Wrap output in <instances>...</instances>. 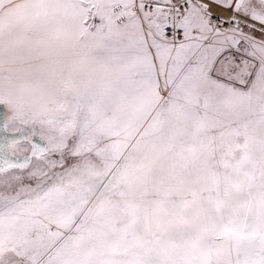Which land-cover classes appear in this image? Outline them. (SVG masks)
I'll return each instance as SVG.
<instances>
[{"label":"snow or ice","instance_id":"snow-or-ice-1","mask_svg":"<svg viewBox=\"0 0 264 264\" xmlns=\"http://www.w3.org/2000/svg\"><path fill=\"white\" fill-rule=\"evenodd\" d=\"M0 264H264V0H0Z\"/></svg>","mask_w":264,"mask_h":264}]
</instances>
